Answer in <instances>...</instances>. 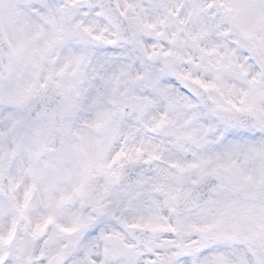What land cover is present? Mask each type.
<instances>
[{"label":"snow or ice","instance_id":"obj_1","mask_svg":"<svg viewBox=\"0 0 264 264\" xmlns=\"http://www.w3.org/2000/svg\"><path fill=\"white\" fill-rule=\"evenodd\" d=\"M221 7L246 38L244 54L248 61L247 65L229 61L221 66L247 78V87L241 90L238 100L229 99L231 108L223 110L227 113L223 117L225 132L233 122L246 126L247 121L264 130V2L244 0ZM205 9L215 11L212 4L193 5L197 14ZM40 22L52 25L54 33L45 38ZM62 32L51 0H0V180L7 177L0 184V216L9 222L0 229V264H264V139L232 141L223 153L203 162L199 180L192 181L200 187L193 190L194 194H185V199L189 195L198 199L203 195L201 188L211 185L205 206L214 212L205 223L193 222L191 229L204 240L223 242L222 250L205 251L196 241L185 239L186 218L178 207L180 190L169 191L163 202L157 195L167 188L168 176L160 177L154 188L139 180L113 193L116 201L138 213L131 223L124 217L115 220L125 229L153 235L130 242L123 232L109 230L105 220L82 219L77 214L71 224H56L57 231L49 238L55 246L41 238L44 229L54 223L57 210L73 198L60 194L70 178L78 174L75 192L89 195L83 190L88 180L85 173L91 161L102 154L79 126L77 95L51 71L46 72L48 50ZM188 81L204 89L216 87L192 80L190 73L167 64L154 73L143 91L137 89L138 94L127 99L141 104V116L157 104L166 103L170 111L181 106L192 108ZM111 119V113L98 114L89 126L100 129ZM165 122L166 114L162 112L157 127ZM183 128L177 127V133L188 135ZM142 151L137 149L138 153ZM124 154L121 150L116 159ZM155 159L158 156L153 149L148 161ZM171 167L179 173L186 171L180 163ZM119 179V172H113L104 194L92 197L101 217L107 209L104 195ZM21 183L22 200L16 194ZM37 191L43 195L49 214L43 224L36 225L29 239L18 233V224L26 217L29 201ZM159 233L174 238L161 243L155 235ZM235 241L243 246L237 247Z\"/></svg>","mask_w":264,"mask_h":264},{"label":"clouds","instance_id":"obj_2","mask_svg":"<svg viewBox=\"0 0 264 264\" xmlns=\"http://www.w3.org/2000/svg\"><path fill=\"white\" fill-rule=\"evenodd\" d=\"M51 2L55 5L56 20L63 27V32L48 50L46 72L51 71L56 80L77 95L79 126L90 142L98 145L102 154L91 161L85 173L88 180L83 190L89 195L81 196L75 192L78 174L70 178L60 194H70L73 198L57 210L54 223L44 229L41 238L48 239L49 246H55L49 238L57 231L56 224H71L77 214L82 219L93 217L94 220H105L109 230L115 228L123 232L130 242H136L137 237L143 239L153 235L125 229L115 220V217H124L131 223L138 213L116 201L113 193L135 185L139 180L146 181V187L154 188L160 177L168 176L167 188L157 195L163 202L168 198L169 191L180 190L178 207L186 218L185 239L196 241L205 251L222 250L223 242L204 240L191 229L193 222L205 223L214 212L205 206L211 185L201 188L203 195L198 199L193 200L191 195L187 199L184 197L200 187L192 181L199 180L203 162L223 153L232 141L264 139V130L255 127L251 121H247L246 126L233 122V126L225 132L227 125L223 119L227 115L223 110L231 108L228 100H238L241 90L247 87V78H241L235 71L221 66L229 61L247 65L248 61L244 54L246 38L237 22L221 5H236L244 0ZM252 2L261 3L264 0ZM196 4H212L215 11L205 9L197 14L193 10ZM181 20L185 22L182 24ZM149 24L156 26L147 27ZM39 29L45 38L54 33L53 26L45 22L39 23ZM193 36L197 38L193 40ZM108 40L114 43L109 44ZM40 43L43 45V38ZM165 52L172 54L165 56ZM77 57L80 59L77 60ZM167 64L175 65L180 72L190 73L192 80L213 83L216 87L204 89L188 81L194 107L181 106L170 111L166 103L157 104L141 116V104L127 98L136 96L137 89L143 91L154 73ZM137 76L143 79L137 80ZM162 112L166 114V122L157 127ZM103 113H111L112 119L100 129L90 127L97 115ZM180 125H184L182 131L188 135L177 133ZM137 149L143 151L138 153ZM153 149L158 159L148 161ZM121 150L125 154L116 159ZM173 163L185 166L186 171L179 173L171 167ZM113 172H119L120 179L113 182L104 195L103 203L107 209L101 217L92 197L104 194ZM6 179L0 180V184ZM22 191L23 183L16 193L21 200ZM48 214L43 195L37 191L29 201L26 217L19 221L18 233L30 239L36 225L43 224ZM172 215L169 211L170 218ZM7 223L0 216V229ZM155 235L161 243L174 238L165 233ZM233 243L237 247L243 246L241 241Z\"/></svg>","mask_w":264,"mask_h":264}]
</instances>
